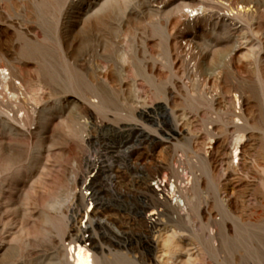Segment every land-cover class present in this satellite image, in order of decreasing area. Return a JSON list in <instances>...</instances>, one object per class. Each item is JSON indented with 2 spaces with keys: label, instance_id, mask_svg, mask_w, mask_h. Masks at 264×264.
Returning <instances> with one entry per match:
<instances>
[{
  "label": "rangeland",
  "instance_id": "374dc122",
  "mask_svg": "<svg viewBox=\"0 0 264 264\" xmlns=\"http://www.w3.org/2000/svg\"><path fill=\"white\" fill-rule=\"evenodd\" d=\"M198 1L214 12L222 9L220 3L223 0ZM14 2L16 6L11 9V14L23 24H28L29 37L16 35L7 46L13 58L19 57L31 64L28 75L34 85L23 82L25 105L33 107L35 101L32 97H42L38 102L42 109L47 110L48 129L41 136L44 121L39 119L32 122L34 134L16 141L12 152L17 169L5 173L8 152L4 145L14 140L4 133L0 125V264H60L58 253L61 250L70 252V241L62 237L64 225L52 203L72 188L73 176H79L81 183L87 182L84 186L76 184L75 190H80L86 197L78 225L85 228L91 223L95 230L97 243L93 244L89 240L85 242L91 252L105 256L107 264H118L115 257L117 252L135 256L136 264H152L154 251L151 240L158 235L155 231L165 225H176L166 218L158 222L159 226L155 229L145 223L153 210L163 208L154 206L156 199L160 198L158 191L157 196L153 195V190L158 187L156 180L163 179L165 175L170 177V182L174 180L169 165L172 157L187 161L189 156H195L190 147L189 135L176 138L172 134L171 110L178 113L185 111L188 115L199 114V120L194 125L199 138L195 139L194 145L203 154L222 137L215 138L207 132L212 126L208 118L216 120V111L209 110L206 101L199 108L191 103L185 105V98L178 95L176 89L172 92L179 98L177 104L171 101V96L167 98L166 91L172 89V85L167 68L162 66L166 39L155 29L157 20L162 17L152 15L149 6L141 12L136 10L139 17L131 34L125 35L121 29L127 17L122 19L113 13L111 27L92 34L86 43L81 44L79 41L73 49H69L81 27L80 21L96 12L105 0ZM152 5L153 8L160 6L158 3ZM4 11L10 15L9 10ZM260 15L264 20V7ZM244 26V31L250 32L247 22ZM22 27L26 28L25 25ZM182 28L199 43H206L216 49L228 44L229 37L219 33L221 28L213 32L212 26L205 23H200L196 30ZM64 36L68 44L62 47L58 38ZM32 37L41 43L38 50L36 47H32L33 51L30 49L27 41ZM106 43L109 44L107 52L104 51ZM182 43L186 41L182 40ZM155 62L163 73L156 77V82L148 79L143 72L144 67H151ZM97 63L102 67L109 66L115 79V90L108 93V108L104 112L96 110L95 115L90 116L87 112L89 103L84 97L92 94V87L87 80L90 75L96 78ZM124 67L126 70L122 72ZM39 77L47 82L41 88L36 86ZM257 86L261 88L260 83ZM134 88L135 91L132 90ZM136 90L146 100L145 106L133 103L138 109L131 105L132 99L139 100L135 97ZM74 100H79V103ZM77 118L79 121L76 122ZM100 120L106 123L97 122ZM84 124L87 126L84 127ZM75 126L85 128L84 141L69 133V129ZM141 127L157 139H148L141 133ZM235 134L230 127L227 137L232 144L236 139ZM232 149L236 156L238 152L233 146ZM234 162L238 163V158H234ZM201 170L197 172L203 173ZM249 176L248 180L255 183L261 192L259 198L248 196L252 210L246 213L245 219L249 224L264 226L263 173L256 171ZM204 178L203 200H208L214 207L216 217L221 218L223 211L215 188L208 183L205 174ZM91 182L95 183L98 195H95L94 189L86 188ZM216 183L222 196L233 191L232 187H223L220 177ZM196 227H200L199 221ZM259 233L260 236L252 239L256 252L250 254L241 242L234 244L223 239H220L218 250L211 252L193 239L190 232L181 231L184 239H193L195 245L190 246L191 249H201L203 258L200 264H229L233 252L238 253V264H264V231ZM89 234L85 233L86 237ZM244 243L249 245L248 241ZM67 257L72 261L70 253Z\"/></svg>",
  "mask_w": 264,
  "mask_h": 264
},
{
  "label": "bare ground",
  "instance_id": "6f19581e",
  "mask_svg": "<svg viewBox=\"0 0 264 264\" xmlns=\"http://www.w3.org/2000/svg\"><path fill=\"white\" fill-rule=\"evenodd\" d=\"M155 3L160 6L153 8L152 4ZM15 6L14 0H0V125L4 133L14 140L4 145V149L8 152L5 173L14 172L17 169L16 158L12 152L15 150L16 141L34 134L32 122L39 119L44 121V132L41 136L48 129L47 110L42 109L38 102L42 97H32L35 101L33 107L29 108L25 105L23 82L34 85L28 75L31 64L19 57L13 58L7 46L16 35L24 34L27 38L29 37L28 24H23L11 14V9ZM148 6L153 11L152 15L162 17L157 20L154 27L166 39L164 48L166 53L162 66L167 68L172 85V89L168 88L166 91L167 98L171 96V101L177 104L179 98L172 92L176 89L178 95L185 98V105L191 103L199 108V105L206 101L209 110L216 111L218 115L216 120L208 118L212 126L207 129V132L215 138L222 136L209 150L207 149L206 154L200 153L194 145L195 139L199 138L194 131L199 114L188 115L185 111L178 113L171 110L172 134L176 138L189 135L190 147L195 156H189L187 161L172 157L169 165L171 177L174 180L170 182L168 175L156 180L158 187L157 190H153V195L157 196L158 191L160 198L156 199L154 206L163 208L153 210L145 223L148 227L155 229L159 226L158 222H163V218H166L176 225L174 227L165 225L155 231L158 235L151 240L154 251L152 264H200L203 258L201 249L195 251L190 248L195 245L194 238L211 252L218 250L220 239H223L228 243L241 242L248 253H255L256 248L252 239L260 236L259 231H264V226L258 223L249 224L245 218L246 213L252 210L248 196L254 195L259 198L261 192L255 183L248 180L249 174L256 171L262 172L264 187V141L262 140L264 139V43L262 42L264 20L260 15L264 0H223L220 3L222 9L219 12L209 10L198 0H105L96 12L80 21L81 27L71 41L69 49H73L79 41L81 44L86 43L92 34L101 33L111 27L110 18L113 13H117L122 19L127 17L121 29L124 30L125 35L131 34L134 23L139 17L136 10L141 12ZM4 10H9L10 15H7ZM245 22L249 24L250 32L244 31ZM200 23L211 25L213 32H218L221 28L219 33L221 36L229 37L228 44L224 48L216 49L206 43H199L192 34L183 31L182 27L187 30H196ZM22 25L26 28L24 29ZM30 39L27 41L30 49L33 51L32 47H36L35 49L38 50L40 41L36 37ZM144 39L147 40V38ZM182 40L186 43L183 44ZM58 41L62 47L68 44L65 36L58 38ZM108 45L106 43L104 46L105 52L109 49ZM121 52L125 53V51ZM159 67L156 62L151 67H144V75L156 82V77L163 74ZM95 69L96 78L90 75L87 80L92 87V94L84 97L89 103L87 112L90 116H94L96 110L104 112L105 108H108L110 101L108 93L115 90L113 85L115 79L109 66L102 67L97 63ZM125 70L124 67L122 72ZM6 71L9 72L5 73ZM16 81L19 83L17 84ZM43 83L47 84L42 78H37L36 86L41 88ZM258 83L261 88L257 86ZM132 90L135 91V88ZM135 97L139 100L132 99V107L135 105L133 103L146 105V100L142 99L137 90ZM74 102L79 103V100ZM22 111H24L23 114L19 115ZM77 119H75L76 122L79 121V118ZM97 122L106 123L102 120ZM85 126L87 125L84 124ZM230 127L237 134L233 144L227 137ZM71 128L69 129L71 135L82 141L85 140V130H83L85 128L76 126ZM140 131L148 139H157L142 127ZM258 131L263 133L260 134ZM232 146L238 152L236 156L233 155ZM234 158H238V163L234 162ZM173 163L174 166H172ZM200 168L203 173L197 172ZM204 174L208 183L215 188L216 197L221 203L223 211L221 218L216 217L214 207L209 201L203 200ZM219 177L222 179L224 188L232 187L231 193L222 196L216 183ZM72 182V188L52 203L64 225L62 237L70 241L68 242L70 252L61 250L58 253L59 263L107 264L105 256L96 254L95 256L91 248L86 246L87 240L93 244L97 243L95 230L91 223L85 228L78 225L86 197L80 190H75L76 184L81 183L79 176H73ZM86 183L81 184L84 186ZM88 186L86 188L95 190V195L99 194L94 182ZM148 190H150L149 187ZM198 221L199 228L196 227ZM181 231L190 232L193 239H184ZM87 232L90 234L86 237ZM245 241H248L249 245H246ZM1 250L2 244H0V252ZM69 253L72 261L68 260ZM232 256L229 264H238V253L233 252ZM115 257L118 264H136L137 262L135 256L121 252H117Z\"/></svg>",
  "mask_w": 264,
  "mask_h": 264
}]
</instances>
